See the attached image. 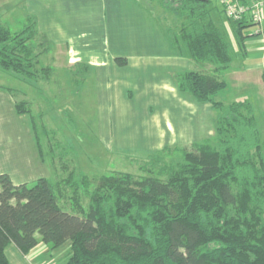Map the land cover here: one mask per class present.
Here are the masks:
<instances>
[{
  "label": "trees",
  "instance_id": "trees-1",
  "mask_svg": "<svg viewBox=\"0 0 264 264\" xmlns=\"http://www.w3.org/2000/svg\"><path fill=\"white\" fill-rule=\"evenodd\" d=\"M159 1L176 17L174 42L214 67L180 74L178 89L212 103L218 112L215 139L165 146L149 157L141 176L118 172L95 182L66 164L64 174L29 185L0 173V264H11L9 244L26 255L41 241L50 250L69 243L65 264H264L260 128L247 99H213L228 86L219 73L234 59L226 31L213 17L214 0ZM246 16L230 18L242 44L245 28L254 24ZM40 36L34 16L17 32L0 21V67L31 80L49 78L53 67L42 65L31 45ZM116 61L126 64L127 58ZM15 109L32 112L26 99H16ZM32 121L36 129L34 116ZM176 149L182 159L166 161Z\"/></svg>",
  "mask_w": 264,
  "mask_h": 264
},
{
  "label": "rangeland",
  "instance_id": "rangeland-1",
  "mask_svg": "<svg viewBox=\"0 0 264 264\" xmlns=\"http://www.w3.org/2000/svg\"><path fill=\"white\" fill-rule=\"evenodd\" d=\"M140 1L144 6H137L139 12L129 11L127 7L134 9V6L125 0H107L104 12L88 10L68 15L76 20L73 23L62 22L66 16H55L70 39L69 47L82 59L72 68L48 64L53 67L51 77L35 81L0 67V85L12 89L14 94L6 89L8 97L0 98V149L6 150L5 160H0V173H9L16 184L27 182L29 185L42 176L55 179L64 174L66 164L78 177L87 175L95 182L103 174L118 172L141 176L147 172L144 167L146 162L150 163L149 157L163 149L164 144L191 146L192 141L215 139L218 112L211 102H198L191 94L178 89L180 74L190 69L209 71L211 68L182 56V46L173 44L179 28L176 17L160 6L159 0ZM110 3L113 8L122 7L124 11L110 13ZM0 4L1 9L3 1ZM215 4L219 3L214 0ZM1 13L0 18L12 32L20 31L28 21L22 12L5 18ZM225 14L229 18L226 11ZM215 16L232 46L231 68L249 66L252 61L241 53L236 25L230 22L223 25L219 15ZM136 21H143L145 31L139 29V24L136 31L139 34L132 37ZM253 22L246 27L249 33L261 28L262 20L253 19ZM40 26L39 30L45 25ZM55 27L53 24L51 32ZM142 34L145 36L139 39ZM42 43L41 37L31 41L39 54L48 51L38 56L42 65L46 60L52 63L64 51L60 46H53L52 41L51 45ZM117 57L127 58V63L119 64ZM228 72L223 76L228 87L213 99L226 104L238 99L251 102L264 157V91L253 84L240 89L233 85ZM9 98H13L14 105ZM16 99H26L31 114L20 116L15 109ZM184 99L193 100L192 106L180 103ZM31 116L36 120V129ZM168 121L183 134L165 137L162 128ZM177 150L164 159L181 160L182 152ZM84 203L87 207V199ZM56 250H61L60 258L65 264L69 243Z\"/></svg>",
  "mask_w": 264,
  "mask_h": 264
},
{
  "label": "crops",
  "instance_id": "crops-1",
  "mask_svg": "<svg viewBox=\"0 0 264 264\" xmlns=\"http://www.w3.org/2000/svg\"><path fill=\"white\" fill-rule=\"evenodd\" d=\"M1 1H3V7L0 9V11H2L1 13L2 18H5L7 15H16L19 12H22L25 16H27V20L29 16H34L37 20L38 27L41 25L40 26L41 28L43 23L45 25L41 30H39L38 28L41 34L40 37L42 38V36L44 35L47 37L46 39L42 38L43 43H49V45H51V41H52L53 46L54 45L60 46V48L64 50L62 54H59L58 59H54L52 63H50L49 60H46L45 65L48 64L53 65L55 63L56 64L59 63V64H63L64 66L66 65L72 68L77 64L81 63L82 59L79 56V54L75 53L73 47L72 48L69 47L68 42H70V39L69 37H67V34H65L66 31L61 26L60 22L56 21L55 16L62 15L63 17L64 16L67 17L68 15H71L74 12H84L88 10L89 11L98 10L99 13H101L104 12L103 5L106 6L107 0H1ZM117 1H124V0H117ZM125 1L129 5L134 6V9H129V7H127L129 11L131 10H133L134 12L140 11L137 10V6L141 7L140 4H142L140 0H125ZM216 1L219 4L214 5L215 8L213 12V17L215 18V14L219 15L221 19V24L223 25L227 22H230L232 24L233 21H231V19H229L226 16L221 2L219 0ZM142 5L144 6V4ZM159 5L162 6V3L160 1H159ZM121 8L122 7L113 8L111 3L109 5V11L110 13L113 14L123 12L124 10H122ZM66 17L65 19L62 18L63 19L62 22L66 23L67 20H70V22L68 23L76 22L75 19H71V16H68L69 17L68 19H66ZM246 19L250 20L249 23L253 22V18L251 14H247ZM0 21L6 25L5 23L6 21H3L1 18ZM53 24H55L56 27L55 30L51 32V27H53ZM139 24H141V28L139 29L140 30L143 29V31H145L144 30L145 27L143 26L144 24L143 21H138V22L136 21V23H134L136 27L132 28V37H134L135 35L137 36L139 34L136 33V31H138ZM259 26L261 28L252 31L253 33H249L248 29L245 28V34L248 37L243 41V44L240 42V45L242 47L241 53L243 57L247 59L250 58L249 60H251L252 63L249 66L243 65L235 68H231L230 66L228 69L219 73V75L223 78L224 73L228 70L229 72L227 73V75L231 78V80H233V85H237L240 89L243 88L245 89V87H249L250 85L253 84L254 86L258 85L261 88V90L264 91V78H263L264 76V9H263V19L262 22L259 24ZM144 36L145 34L140 35L139 39H141ZM173 44L177 46L176 42H174V37H173ZM61 51H59L58 53H60ZM44 52H48V51L46 50L40 51V54ZM182 56L191 57L185 51L182 54ZM58 60L60 62H57ZM202 64H207L208 68H211L209 71H212L214 68L213 65L210 63H202ZM32 86H34L33 83ZM5 90L6 89L4 88H0V98L2 99H6L8 97ZM9 99L10 101L11 100L13 101L12 105H14L13 98H9ZM180 103L186 104L187 106H192L193 100L184 99ZM20 116H25V114H20ZM211 119H212V123H214V116H212ZM169 122L170 121L166 122L164 128H162L165 130L164 131L165 137H167V135L174 137L175 135H179L178 133H180L181 135L183 134L181 129L180 132H178L177 129L174 127V125L173 126L170 125ZM164 132L162 133V135L164 134ZM166 132L168 133L166 134ZM1 138L2 137L0 135V140ZM193 142L196 141H192V143ZM167 145L171 146L170 144ZM167 145L164 144V147ZM5 158H6L5 148L0 149V160L1 159L5 160ZM40 159L43 163L44 161L42 157H40ZM55 251L57 250H50L49 245L45 244L42 241L38 244V246L35 249H33L27 255H24L14 243L9 244L8 247L6 248V253L10 259L11 264H64V259L61 260L62 258H60V254H59L61 250L59 252H55ZM49 260H54V261L50 262Z\"/></svg>",
  "mask_w": 264,
  "mask_h": 264
},
{
  "label": "built area",
  "instance_id": "built-area-1",
  "mask_svg": "<svg viewBox=\"0 0 264 264\" xmlns=\"http://www.w3.org/2000/svg\"><path fill=\"white\" fill-rule=\"evenodd\" d=\"M229 18L233 20L242 19L245 15L251 14L256 22L262 20L264 0H250L248 3L241 0H221Z\"/></svg>",
  "mask_w": 264,
  "mask_h": 264
}]
</instances>
